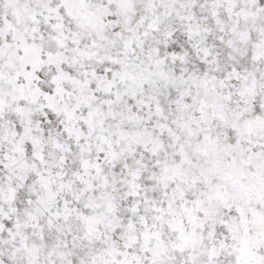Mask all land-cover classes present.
Wrapping results in <instances>:
<instances>
[{
  "label": "snow or ice",
  "instance_id": "1",
  "mask_svg": "<svg viewBox=\"0 0 264 264\" xmlns=\"http://www.w3.org/2000/svg\"><path fill=\"white\" fill-rule=\"evenodd\" d=\"M0 264H264V0H0Z\"/></svg>",
  "mask_w": 264,
  "mask_h": 264
}]
</instances>
